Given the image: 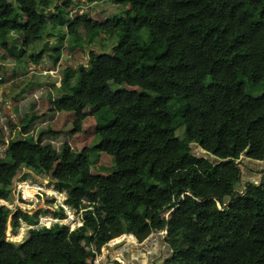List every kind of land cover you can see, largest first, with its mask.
<instances>
[{"label":"trees","instance_id":"16d2710c","mask_svg":"<svg viewBox=\"0 0 264 264\" xmlns=\"http://www.w3.org/2000/svg\"><path fill=\"white\" fill-rule=\"evenodd\" d=\"M107 2L129 9H109L111 17L99 22L88 13L72 17L80 0H0V49L20 64L38 46L59 53L66 40L69 51L113 42L110 54L96 53L74 70L76 83L53 103L75 116L74 132L92 112L91 147L55 150L44 141L56 135L43 130L10 140L0 160V200L10 199L20 170L52 173L67 205L84 211V226L30 230L13 243L9 223L16 234L21 222L37 225L43 212L13 215L0 205V264H92L125 231L140 243L167 232L170 256L162 264H264V184L237 189L242 156L264 163V0L87 3ZM47 38L57 44L50 48ZM40 56L30 59L39 63ZM177 100L186 106L181 117L169 109ZM32 123L24 120V136ZM98 153L114 160L109 177L91 174ZM57 216L64 219V211Z\"/></svg>","mask_w":264,"mask_h":264},{"label":"rangeland","instance_id":"374dc122","mask_svg":"<svg viewBox=\"0 0 264 264\" xmlns=\"http://www.w3.org/2000/svg\"><path fill=\"white\" fill-rule=\"evenodd\" d=\"M82 3L72 12V17L79 14L88 13L95 21L103 22L111 17L109 9L114 11H126L129 9L128 3L115 6L113 2H107L99 6L88 5V0H80ZM77 12V13H76ZM51 14H45L48 24V31L54 32L55 28L49 23ZM50 48L57 44L55 38H47ZM112 43L109 40L98 41L94 45L85 44L76 48L74 51L68 50V40L59 48L60 52L41 51L43 48L38 46L36 51L29 52L21 59L20 64L17 57L0 49V160L7 155L8 142L14 138H25L36 136L40 131L53 133L56 138L48 137L44 141V146H52L55 150H60L63 146L69 145L75 154H80L85 148L91 147L96 135V122L91 111H87V118L82 123L79 132H74L73 123L75 116L70 113L62 112L54 107V100L61 94L67 95L69 87L73 86L78 78L74 70L84 65L88 67L92 56L96 53L112 52ZM32 53H41L39 63H33L30 59ZM26 64V65H25ZM72 68V78L65 74L68 68ZM128 90H135L127 88ZM169 109L176 117H181L186 110L185 103L181 100L173 101L169 104ZM31 118L33 123L26 136L23 135L24 120ZM178 136L182 139L184 132L178 131ZM193 152L199 157H206V153L199 147L193 146ZM241 165L243 174L242 181L238 186V191L247 187L248 183L257 181V184H264V163L251 161L244 156L238 161ZM91 174L95 177H109L114 170V160L107 154L98 153L90 160ZM216 169L222 167V163L216 162ZM25 177L35 182L54 183L53 174L49 173L46 177L32 175L28 170L23 169L18 172L17 177ZM35 176V177H33ZM46 184V183H45ZM73 183L68 187H75ZM35 195V194H34ZM15 198L12 194L9 207ZM55 198L41 202L35 201L32 197L33 205L21 208L24 213L35 214L38 211L42 215L56 211V205L52 203ZM56 200V199H55ZM6 202V201H5ZM35 202V203H34ZM11 209V208H10ZM13 215L16 211L13 208ZM171 213H167L169 218ZM11 222V221H10ZM24 224V222H23ZM21 233L20 237L18 234ZM28 227H22L15 234L9 223L7 239L13 243H23L28 237ZM127 236V237H126ZM122 237V238H121ZM120 241L114 240L106 245L101 254L92 264H109L119 262L121 264H162L164 259L170 256V249L167 242V232L151 236L144 243L132 242L128 238V233L121 236ZM129 239V240H128Z\"/></svg>","mask_w":264,"mask_h":264},{"label":"built area","instance_id":"2783aa9c","mask_svg":"<svg viewBox=\"0 0 264 264\" xmlns=\"http://www.w3.org/2000/svg\"><path fill=\"white\" fill-rule=\"evenodd\" d=\"M16 177L14 178L13 184H12V195L15 198V201H13L11 204V207H9L8 201L0 200V205L6 207L11 212H13V208L16 210L21 211V208L28 207L30 205H33V202L31 201L32 198H27L26 193L29 191H32L35 193V196L33 199L35 201L39 200L41 202L49 200V198H55L52 203H54L56 206V211L54 214L52 212H49L48 214L40 216L39 222L37 225L29 226L26 223L23 224L22 227H28V230H35L40 228H51L54 225H64L70 229V231H75L77 229H80L85 224V213L84 211L76 212L72 208H70L67 205V194L65 192H59L55 189L54 183L50 182H35L31 179L25 178V177ZM46 177V176H43ZM46 183V184H45ZM35 203V202H34ZM11 208V209H10ZM16 211L15 213L19 212ZM61 211H64L65 218L61 219L57 215ZM29 213V212H28ZM30 214V213H29Z\"/></svg>","mask_w":264,"mask_h":264},{"label":"bare ground","instance_id":"6f19581e","mask_svg":"<svg viewBox=\"0 0 264 264\" xmlns=\"http://www.w3.org/2000/svg\"><path fill=\"white\" fill-rule=\"evenodd\" d=\"M34 194H35L34 192L29 191V192L26 193V197H27V198H32V197L35 196ZM126 237H127V236H126ZM121 238H122V237H121ZM128 238H129L132 242H136L135 238H134L132 235H128ZM129 239H128V240H129ZM119 241H120V239H117V240L115 241V243H118Z\"/></svg>","mask_w":264,"mask_h":264},{"label":"crops","instance_id":"0c3cea01","mask_svg":"<svg viewBox=\"0 0 264 264\" xmlns=\"http://www.w3.org/2000/svg\"><path fill=\"white\" fill-rule=\"evenodd\" d=\"M15 237H20L21 238V233L18 234V236H15ZM24 242V241H23Z\"/></svg>","mask_w":264,"mask_h":264},{"label":"clouds","instance_id":"9594fccd","mask_svg":"<svg viewBox=\"0 0 264 264\" xmlns=\"http://www.w3.org/2000/svg\"><path fill=\"white\" fill-rule=\"evenodd\" d=\"M134 237V236H133ZM135 238V237H134Z\"/></svg>","mask_w":264,"mask_h":264},{"label":"water","instance_id":"95a60500","mask_svg":"<svg viewBox=\"0 0 264 264\" xmlns=\"http://www.w3.org/2000/svg\"><path fill=\"white\" fill-rule=\"evenodd\" d=\"M256 182V181H255Z\"/></svg>","mask_w":264,"mask_h":264}]
</instances>
